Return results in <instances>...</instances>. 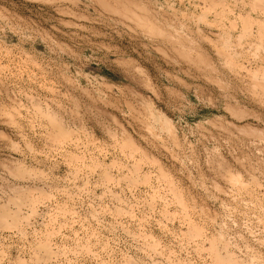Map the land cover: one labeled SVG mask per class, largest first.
I'll list each match as a JSON object with an SVG mask.
<instances>
[{"label":"rangeland","instance_id":"rangeland-1","mask_svg":"<svg viewBox=\"0 0 264 264\" xmlns=\"http://www.w3.org/2000/svg\"><path fill=\"white\" fill-rule=\"evenodd\" d=\"M0 264H264V0H0Z\"/></svg>","mask_w":264,"mask_h":264}]
</instances>
